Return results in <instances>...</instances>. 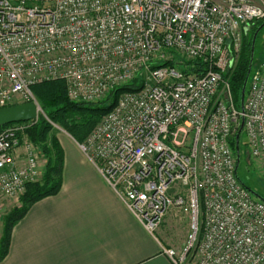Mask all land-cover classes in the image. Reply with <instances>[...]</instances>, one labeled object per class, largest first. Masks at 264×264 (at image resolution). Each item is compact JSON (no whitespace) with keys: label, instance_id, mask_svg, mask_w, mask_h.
Wrapping results in <instances>:
<instances>
[{"label":"built area","instance_id":"built-area-1","mask_svg":"<svg viewBox=\"0 0 264 264\" xmlns=\"http://www.w3.org/2000/svg\"><path fill=\"white\" fill-rule=\"evenodd\" d=\"M262 18L264 0H0V108L34 101L40 113L30 86L44 80L87 103L136 85L80 150L149 232L169 209L187 213L185 243L163 249L170 264H264V199L231 145L243 118L264 169V59L243 109L229 82L242 32ZM35 120L0 128V203L41 179Z\"/></svg>","mask_w":264,"mask_h":264},{"label":"crops","instance_id":"crops-1","mask_svg":"<svg viewBox=\"0 0 264 264\" xmlns=\"http://www.w3.org/2000/svg\"><path fill=\"white\" fill-rule=\"evenodd\" d=\"M64 133L56 138L63 151L60 188L33 202L14 223L8 252L0 264H170L163 249L179 250L184 239L176 242L163 222L168 215L179 216L188 228L187 214L169 209L154 232H149L78 142ZM15 206V198L0 203V238L3 217Z\"/></svg>","mask_w":264,"mask_h":264},{"label":"trees","instance_id":"trees-1","mask_svg":"<svg viewBox=\"0 0 264 264\" xmlns=\"http://www.w3.org/2000/svg\"><path fill=\"white\" fill-rule=\"evenodd\" d=\"M263 20L251 22L249 24L251 28H245L243 31L238 58L229 72L233 101L237 108H240V91L248 68L252 35L257 23ZM136 87L134 84H126L114 89L101 102L87 103L70 100L63 79L44 80L30 86L41 112L38 114V118L27 128L26 133L28 139L44 154L46 164L41 179L26 184L25 192L20 196L21 205L13 207L3 217L0 260L8 252L11 229L14 223L24 215L33 202L55 194L60 188L63 151L56 138H53L51 145L47 143L53 124L60 125L78 143H81L100 118L114 107L120 94L124 91H133ZM240 137L241 134L237 143L238 157L240 154ZM235 144V141L231 142L234 150H236Z\"/></svg>","mask_w":264,"mask_h":264},{"label":"rangeland","instance_id":"rangeland-1","mask_svg":"<svg viewBox=\"0 0 264 264\" xmlns=\"http://www.w3.org/2000/svg\"><path fill=\"white\" fill-rule=\"evenodd\" d=\"M263 19L264 18H262L261 20ZM258 27H260V29L257 32L256 37H255L252 66L256 65L258 62L264 59V20L259 21L257 23V27L254 30V33ZM246 28H251V26L248 25ZM101 119L102 118H100V120ZM100 120L97 123H99ZM97 123L95 124V126L97 125ZM64 131H65L64 128H62L60 125L53 124V128L51 129L47 143L51 145L53 138L61 139V136L65 135ZM244 142H245V136H244V132L242 131L241 137H240V143H239L240 154H239V159H238V165L236 168L237 175L240 181L248 189H250L252 196L254 197L257 196V197L264 199V169H263V166L260 162H254L250 158L248 149L244 148L246 146V145H243ZM38 150L40 154L39 162L42 164L41 168H43V163L44 164L46 163V159H45L44 154L41 152V150L39 148ZM17 204L18 206L21 205L20 196L17 198ZM186 217L188 218V215H186ZM162 227L164 228L166 233L169 236H171L176 242H180L182 239H184V243H185L187 234H188V228H187V223L185 219L179 216L168 215L165 218ZM185 232H186V235H185ZM184 235H185V238H184Z\"/></svg>","mask_w":264,"mask_h":264},{"label":"water","instance_id":"water-1","mask_svg":"<svg viewBox=\"0 0 264 264\" xmlns=\"http://www.w3.org/2000/svg\"><path fill=\"white\" fill-rule=\"evenodd\" d=\"M259 29L260 27L257 28L251 40L248 68H247L246 77H245L243 86L240 91L239 99H240L241 109H243V106H244V97H245L247 80H248V76H249V73L252 67L255 37ZM38 114H39V107L34 101L21 102V103L12 104L9 106L1 107L0 108V126H4V125L15 123V122L34 120L38 118ZM242 129H243V118L241 120L240 127L236 134L235 146H236L237 158H238L237 142H238L239 135L242 132Z\"/></svg>","mask_w":264,"mask_h":264}]
</instances>
